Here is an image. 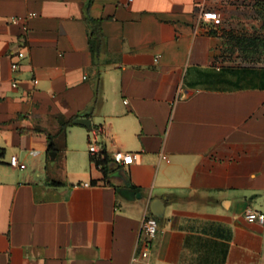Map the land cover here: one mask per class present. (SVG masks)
<instances>
[{
	"label": "crops",
	"instance_id": "1",
	"mask_svg": "<svg viewBox=\"0 0 264 264\" xmlns=\"http://www.w3.org/2000/svg\"><path fill=\"white\" fill-rule=\"evenodd\" d=\"M248 208L264 212V0H0V264H264Z\"/></svg>",
	"mask_w": 264,
	"mask_h": 264
},
{
	"label": "built area",
	"instance_id": "2",
	"mask_svg": "<svg viewBox=\"0 0 264 264\" xmlns=\"http://www.w3.org/2000/svg\"><path fill=\"white\" fill-rule=\"evenodd\" d=\"M200 20L202 22H218L219 21V15L216 11H211V10H204L200 16ZM22 56V54L20 55ZM13 69H17L18 68V64L14 63L12 65ZM36 82V81H35ZM17 82H13V87H17ZM89 152L91 154V156L93 157V162L96 163V159L97 158H104L105 157V153L104 151L98 146V144L96 143V141L93 139L90 142L89 145ZM138 153L135 152H126V151H122V150H118L116 152H114L113 155V159L112 161L114 163L117 164H121V165H128L131 164L132 162L136 161L138 158ZM12 165H17V158L13 157L12 161H11ZM97 166L102 169V164H97ZM245 218L248 221H258L260 223L264 222V212L261 211H257L251 208H248L245 211ZM143 232H144V244L146 247H149L153 240L155 239V237L158 235L159 233V221L158 218L155 215H146L143 219Z\"/></svg>",
	"mask_w": 264,
	"mask_h": 264
},
{
	"label": "trees",
	"instance_id": "3",
	"mask_svg": "<svg viewBox=\"0 0 264 264\" xmlns=\"http://www.w3.org/2000/svg\"><path fill=\"white\" fill-rule=\"evenodd\" d=\"M91 23L94 24V31L92 32L91 34V37H95V36H99L98 33V20H95V19H91ZM73 120L74 118H71L69 121H67L65 124H64V128H67L68 126H70L72 123H73ZM49 141H50V145H49V150L52 152V151H55V147H54V144L52 142V137L49 136ZM96 163L99 165V164H102V170L105 174H108L110 169H111V160L105 156L104 158H97L96 159Z\"/></svg>",
	"mask_w": 264,
	"mask_h": 264
},
{
	"label": "water",
	"instance_id": "4",
	"mask_svg": "<svg viewBox=\"0 0 264 264\" xmlns=\"http://www.w3.org/2000/svg\"><path fill=\"white\" fill-rule=\"evenodd\" d=\"M76 124H83L86 125L88 127L91 128L92 124H91V120L87 119V118H80L77 119L75 121ZM51 157L54 159L56 156V152H51L50 153ZM55 189H61V188H66V187H62V186H53ZM151 211L153 213V215H155L156 217H162L164 212H163V208L160 206L159 201L155 200L151 206Z\"/></svg>",
	"mask_w": 264,
	"mask_h": 264
},
{
	"label": "rangeland",
	"instance_id": "5",
	"mask_svg": "<svg viewBox=\"0 0 264 264\" xmlns=\"http://www.w3.org/2000/svg\"><path fill=\"white\" fill-rule=\"evenodd\" d=\"M222 57L233 60L234 57L237 59V58H239V57H241V56H240V55H231V54H227V55H223Z\"/></svg>",
	"mask_w": 264,
	"mask_h": 264
}]
</instances>
